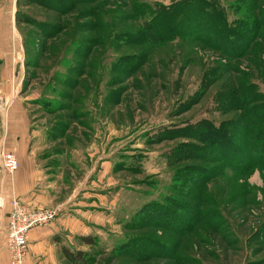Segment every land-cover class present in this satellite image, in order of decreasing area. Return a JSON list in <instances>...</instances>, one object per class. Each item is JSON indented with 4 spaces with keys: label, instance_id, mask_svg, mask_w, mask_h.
Wrapping results in <instances>:
<instances>
[{
    "label": "rangeland",
    "instance_id": "1",
    "mask_svg": "<svg viewBox=\"0 0 264 264\" xmlns=\"http://www.w3.org/2000/svg\"><path fill=\"white\" fill-rule=\"evenodd\" d=\"M183 1H17L0 146L22 152L6 118L20 109L26 153L98 199L97 243L70 241L85 264H264V0H208L226 22L212 29L176 28L161 10Z\"/></svg>",
    "mask_w": 264,
    "mask_h": 264
},
{
    "label": "crops",
    "instance_id": "2",
    "mask_svg": "<svg viewBox=\"0 0 264 264\" xmlns=\"http://www.w3.org/2000/svg\"><path fill=\"white\" fill-rule=\"evenodd\" d=\"M17 1L0 0V54L6 52L7 55L6 58L0 55L1 66L5 65V60V62L10 61L8 52L20 45L14 32L16 31L14 17L17 11ZM19 79L20 73L16 80L8 76L3 77L1 85H3L2 91L7 102H9L8 99L11 103L16 101ZM14 108L12 111L7 109V126L15 128L16 145L22 152L17 154L19 167L10 176V181L7 183L8 180L1 177L0 196L5 198V211L0 210V264H10L6 249L7 224L5 226L4 223H7V220L5 221L7 212L10 210V202L14 199L20 200L30 208L53 209L58 212L52 224L31 230L24 264H70L62 248L70 247L72 240L89 235L91 230L89 221L93 217L90 212L92 210L97 212L100 204L96 199L92 206L89 204L85 206L90 201L91 195L87 197L80 194L82 189L75 194L81 183L79 186L76 185L74 193L67 190L74 185H72L71 173L66 167L54 168L52 166V178H49L48 171L43 170L38 164L34 152L26 153V146H29V141H27L30 133L29 119L25 112L18 109L19 107L16 111Z\"/></svg>",
    "mask_w": 264,
    "mask_h": 264
},
{
    "label": "built area",
    "instance_id": "3",
    "mask_svg": "<svg viewBox=\"0 0 264 264\" xmlns=\"http://www.w3.org/2000/svg\"><path fill=\"white\" fill-rule=\"evenodd\" d=\"M2 109H7L6 102H1ZM19 161L11 153H6L4 142L0 146V174L8 178L18 169ZM0 210L5 211V198L0 196ZM5 213V212H4ZM58 212L53 209H34L14 199L10 202L7 212L6 249L10 254L12 264H24L28 245L29 234L36 227H47L57 218Z\"/></svg>",
    "mask_w": 264,
    "mask_h": 264
},
{
    "label": "trees",
    "instance_id": "4",
    "mask_svg": "<svg viewBox=\"0 0 264 264\" xmlns=\"http://www.w3.org/2000/svg\"><path fill=\"white\" fill-rule=\"evenodd\" d=\"M174 7L175 8H172V7L171 8H162L161 11H165L167 13V15H170L169 16L170 18L174 17V16H178L176 19L177 20L176 21V24H177L176 28L182 27L181 26L183 24L182 18H184L185 20H187L188 18H194L196 20V22L199 23V26H201L203 21H205L208 24V26L211 27V29H212V27H215L220 21L223 24L226 23V22L225 23L223 22V20H222L223 15L220 13V11L217 8H214L213 6H211L209 4L208 0H185L183 2L178 3V6L176 5ZM161 21L171 23L170 26H173V24H174L173 20L172 21L160 20L159 22H157V24L160 23ZM192 21H194V20H192ZM192 21L187 20L186 22H187V24H189ZM165 26L168 29L170 28L167 25H165ZM153 28L155 29V27H153ZM211 29H209V30L211 31ZM169 30L171 31V28ZM215 31H212V32L214 33ZM234 32L236 33V31H234L233 28H228L224 32V38H226V40H233V37H235V35H236ZM208 128H209V133H211V135L213 133H215V136H216L217 132L221 133L219 128H216L212 124H209ZM214 142H215V140H214ZM222 146L224 147V151H225V148H227V146L225 144H222ZM229 147H231V145H229ZM222 159H224V158H222ZM158 205L160 206V204H158ZM148 212H149V210H148ZM82 241L85 244L90 245V246L95 245L97 243L96 238L93 236L83 237ZM62 250H63V253H64L66 259L69 262H71L72 264H85V261H87V259H88V254L83 252V251L72 250V248H69L66 246H64L62 248Z\"/></svg>",
    "mask_w": 264,
    "mask_h": 264
}]
</instances>
